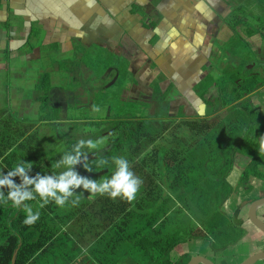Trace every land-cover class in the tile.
Here are the masks:
<instances>
[{"label": "crops", "instance_id": "1", "mask_svg": "<svg viewBox=\"0 0 264 264\" xmlns=\"http://www.w3.org/2000/svg\"><path fill=\"white\" fill-rule=\"evenodd\" d=\"M233 2L32 0L33 7L25 9V0H12L10 7L7 5L5 7L3 5L5 3L0 0V72L9 70L10 58L14 60L18 54L28 59L30 53H36V59H28L34 61L41 60L43 53L44 56L53 55L52 59L71 53L74 56L78 54L81 58L82 55L87 56L89 51H93L94 55L112 59L107 67L109 68L107 73L102 77L106 82L114 81L112 84L114 86L119 73H124L122 81L116 84L115 90L118 93L116 97L113 99L106 97L104 100L101 96L95 102L92 87V84H95L93 81L95 74L89 67L81 61H76V65H70L66 70L63 65L52 62L54 69L59 71L61 69L67 76L65 79L70 86L68 89H55L60 91L64 106L58 103L57 97L53 94L52 105L56 108L58 106L60 110L59 120L51 123L52 129L43 130V135L48 139L47 144L41 149L42 156L32 164L36 165V168L39 165L47 166L49 160L51 162L55 158L53 156L60 155L65 149L61 146L62 138L71 143L105 138L98 149H83L88 153V161L104 157L109 162L108 169L89 174V179L104 178L108 170L113 171L115 168L112 158L125 157L131 165V170L142 180L140 186L142 190L139 189L135 200L145 198L149 201L157 198L167 200L169 197L172 200L171 192L167 188L169 187L167 179L174 171V159H168L166 155L162 158L160 155L155 156V150H165L167 153L170 152V155L179 153L183 160L195 134H203L201 129L199 132L193 131V125L190 123L201 125L206 121L211 122L222 111L218 89L211 86L203 99L196 89L208 75L216 80L214 76L222 74L226 68L224 64H228V58L232 57L227 51H223L225 63L216 62L221 54L220 46L227 44L233 32L227 24L228 17L233 11ZM61 13L69 23L63 19L56 20ZM11 14L13 19L9 16ZM60 23L65 26L64 30H61ZM245 39L252 42L253 37L246 35ZM255 40H259L260 43H256ZM255 40L253 42L256 48L251 47L252 51L264 61V39L262 38V42L260 39ZM11 45H15L16 49H12ZM246 64L247 70L253 69ZM251 72L257 74V71ZM88 83H92L91 86ZM212 94L216 98H212ZM80 96H84V102L80 103ZM251 99L264 122V85L251 95ZM26 101L29 107L31 102L27 99ZM139 101L145 102L146 106L143 109L138 108V111L119 107L123 103L141 107ZM94 106L99 109L96 111L98 116L96 119L92 117ZM22 108L26 110V106ZM82 108L88 109V117L84 116L85 119L74 117L73 111H81ZM125 112L134 115V118H126L130 114L126 115ZM23 114L25 113L18 114L20 119L25 118ZM116 121H135L134 123L143 121L145 129L139 132L141 140L154 137V141L137 154L138 142L135 131L131 137L132 142L131 139L127 141L126 135L108 125ZM30 151L31 148H28L26 154L30 155ZM237 154L234 157L232 171L227 177V182L233 187V194L225 200L223 206V211L228 215H232L237 206L232 204L234 201L244 198L249 205L253 200L264 197V179L251 178L245 186L238 184L241 170L249 159L245 154ZM143 157L146 161L144 164L141 161ZM80 190L90 203L97 197H103L96 195L89 199L91 194L85 192L83 188ZM243 191L247 193L242 198ZM119 199L117 198V201ZM34 201L42 202L39 198ZM40 209L42 208L38 211ZM246 209L241 213L246 214ZM256 215L264 221V205L257 209ZM244 223L246 237L254 236L255 239L257 231H254L247 221ZM70 226L71 223H68L66 228L73 230ZM262 240V238L258 240V243ZM188 248L189 243L187 247H177L173 256L182 254H187L190 258L201 256Z\"/></svg>", "mask_w": 264, "mask_h": 264}, {"label": "trees", "instance_id": "2", "mask_svg": "<svg viewBox=\"0 0 264 264\" xmlns=\"http://www.w3.org/2000/svg\"><path fill=\"white\" fill-rule=\"evenodd\" d=\"M238 12L233 10L231 14ZM240 23L227 24L235 33L234 28L242 25ZM261 26L263 28L257 33L264 38V24ZM246 29L250 36L249 28ZM239 61L245 66L246 59L240 58ZM108 65L102 63L103 68H97V71L92 68V71L95 75L102 71L99 73L101 77ZM222 74L226 78L222 75L214 80L210 75L206 76L196 89L202 99L211 86L218 89L222 111L211 122L201 125L190 123L193 131L201 129L203 134H195L183 160L179 153L170 155L165 150H155V156L162 158L166 155V158L174 159V171L167 179L172 200L170 197L167 200L163 198L164 201L145 198L128 203L103 196L90 203L83 195L80 204L75 207L69 203L61 208L50 202L39 210L40 218L31 227L23 223L26 219L23 207L15 208L11 201L7 205L0 203V264H11L13 257L14 264H187L189 255H173L177 247L191 241L207 243L215 253L240 243L246 236L240 207L236 206L233 214L228 215L223 211V204L233 194L227 177L237 153L245 154L249 159L239 175V185L248 184L251 178L264 179V155L259 151L264 122L251 99V95L264 85V80L252 72L240 75L223 70ZM123 77L124 73H119L115 84H119ZM46 80L49 81L48 74L42 76L41 82ZM226 82L231 85L230 88L225 87ZM40 88L35 89L40 94L43 92L42 96L32 100L38 103L35 120L20 119L17 112L7 107L0 108V175H6L18 162L32 163L39 159L41 149L48 140L43 130L52 129L51 123L59 120V108L49 107L50 89ZM133 116L130 114L126 118L133 119ZM134 122L116 121L112 127L126 135L127 141L135 131L139 154L154 141V137L141 140L139 132L145 129V123ZM76 143L62 138L61 146L65 149L60 155L53 156L55 158L51 155L53 160H49L47 166L36 168L32 164L30 177L38 173L53 175L62 172V168L54 169L53 165ZM28 148H31L30 155L26 154ZM141 161L146 163L144 157ZM88 163L93 172H86L80 165L77 171L81 175L88 174L89 177V174L108 169L107 166L96 167V159ZM111 173L112 170H108L104 177L110 178ZM15 182L20 183L19 177L15 178ZM3 191L7 196L8 189ZM80 193V189L76 190L77 195ZM73 199L70 198V201ZM26 203L34 213L38 211L40 203ZM244 216L247 219L245 213ZM68 223L73 230L66 228Z\"/></svg>", "mask_w": 264, "mask_h": 264}, {"label": "rangeland", "instance_id": "3", "mask_svg": "<svg viewBox=\"0 0 264 264\" xmlns=\"http://www.w3.org/2000/svg\"><path fill=\"white\" fill-rule=\"evenodd\" d=\"M2 2L5 3L3 4L5 7L7 6L10 7L11 5L10 3H12V0L10 1V3H8L9 0H2ZM29 6L33 7L32 0H25V9ZM232 10H239V12L232 13L228 17L229 22L231 23V25H236L238 22L241 21L240 24L242 25L235 26L234 29L237 33L232 32L230 39L227 41V43L229 44L220 46L221 54L217 57L216 62L225 63L224 61L225 55L223 51H227L232 57L231 59L228 58L227 60L228 64H224V66L226 67L224 70H226L230 74L239 73L240 75H243V74L246 75L248 72L257 71V75H258L257 77L259 79L264 80V61H261L258 55L252 51V48L253 49L256 48V45L254 44L253 40L260 39L262 42V38L260 37V34L258 35L257 31L258 29H262L263 26L261 25L264 24V0H234ZM9 16L13 19V14ZM62 19L64 20V22L69 23V20L65 19L62 13L56 17V20H62ZM64 28L65 26L61 24V30H64ZM246 28H249L248 31H250L251 33L250 36L253 37L252 42L248 41V39H245L246 35L249 36ZM242 35H245V36H242ZM243 40H244V43H243ZM255 42L258 44L260 43L259 40H255ZM252 43L254 46H252ZM11 46H12L11 47L12 49H16L15 45H11ZM230 48L233 50L230 51ZM43 54H42L41 60H34V61H31L28 59H36L35 58L36 53H30L28 56L29 57L28 59L21 57V54H18L17 58L15 57L14 60L10 58L9 70H7L6 72H0V108L7 107L8 110L10 108V110H12L13 112H17L19 115L20 114L22 115V113H25L23 114V116H25L27 119L35 120L38 116L37 114L38 103L37 102L32 103L31 100L33 97L42 96L43 94V92L40 94L39 91L35 89L37 87L39 88L41 87L40 89L42 88L50 89V92H49L50 99L48 102L49 107H53L52 105V103L54 102L53 94H54V97H57L58 103L64 106V99L62 98L60 91L55 90V89L57 88L58 89H68L70 84L67 82L68 81L66 80L67 76L62 72L61 69L59 71V70H56V68L54 69L52 67L54 62H56V64L63 65L64 67H66L65 68L66 70L67 68H69L70 65H76L77 64L76 61L78 62L81 61L84 65L89 67L91 70L92 68L94 70L98 68L99 70L100 68H103L102 63L103 65H106V64H109L112 60V59L104 57L103 55H94L95 53L93 51L92 52L89 51L87 53V56L82 55L81 58L78 57V54H75L74 56L73 53L66 54L65 56L53 58V59H52L53 55L49 54V55L44 56ZM240 58L246 59L248 62L246 66L247 65L252 66L253 69L247 70L245 66L240 64V61H239ZM120 64L122 65V63ZM72 68L77 70V68L75 67H72ZM108 69L109 68H107V70L103 72L101 77L99 76V73H102V71H99L98 75H95V79L93 80L95 84L88 83V85L90 86L91 84L93 85L92 87L94 89L93 95H94L95 102L99 100L98 98H100V96H103V98L106 96L108 98L113 99L118 94L116 92L117 90H115L116 84L114 86L112 85L113 87L112 86L107 87L110 81L106 82L105 79L102 78L107 73ZM44 74H48L49 76L48 82L47 80L44 82H41V78ZM222 75L224 76V78H226L224 74H221L220 76ZM220 76H214V77L219 79ZM225 87L230 88L231 85H229L226 82ZM47 91L48 90H46L45 92ZM211 96L212 98L214 97L213 94ZM79 98H80L79 99L80 103L85 101L84 96H80ZM26 99L31 102V105H29V107H28V101H26ZM138 104H140L141 107L136 106V105L131 106L126 103L120 104L119 107H122L123 109H130L131 111L136 109V111H138V108L143 109L146 106V103L142 101L141 102L139 101ZM24 106H26V110L25 108H22ZM254 107L256 108L255 105ZM84 109L85 108H82L81 111L79 110H75V112L73 111L74 117L77 116L79 119L84 118V116L88 117L89 111L88 109L87 110L85 109V113H86L85 114ZM75 113L76 114L78 113V115H76ZM92 117H94V119L98 117L96 114V111H93ZM108 125L112 126L113 123L112 124L110 123ZM66 126L69 127L70 125H66ZM41 130H43V128L40 129V132ZM87 132H89V130H87ZM97 139H100V138H97ZM103 139L105 141V138ZM239 189L242 190V188H239ZM242 193H244L242 196L243 198L247 192L243 191ZM243 199H239L238 201L236 200L232 203L234 205L236 204L237 206H239L241 212H244V209H246V207L248 206L247 200H243ZM241 217L244 218V222L247 221L248 222L247 224H250L249 221L245 219V216L243 213H241ZM252 228H254V231H257V233L255 234L256 238L254 239V236L252 238L245 236L244 239L240 241V243L232 247V249L230 248L231 249L230 252L224 253L227 250L224 252H221V254L214 252V254H216L217 256L216 257L210 256L208 255V252H207V249H209L207 243L198 244L199 247L197 248V250H191V251H193L195 254L198 253L201 256L213 257L212 260H214L217 264H239L245 259H247V257H249L250 255H253L256 252L264 250L263 234L259 232L253 225H252ZM261 238L263 239L262 240L263 242L261 241L258 243V240H260ZM184 247H187V244ZM188 249H190V247ZM263 263L264 261L258 262V264H263Z\"/></svg>", "mask_w": 264, "mask_h": 264}, {"label": "clouds", "instance_id": "4", "mask_svg": "<svg viewBox=\"0 0 264 264\" xmlns=\"http://www.w3.org/2000/svg\"><path fill=\"white\" fill-rule=\"evenodd\" d=\"M93 111H99L94 106ZM104 143V139L100 138L95 141L80 140L71 149L65 152L59 161L54 165V169L64 168L65 170L53 175L36 174L30 177L33 165L32 163L18 162L7 174L0 175V203L5 205L11 201L15 208L23 207L26 213V219L23 223L26 226H34L40 218V212H33L32 207L26 203L39 198L42 201L39 208H43L50 202H55L58 207H65L69 203L71 206H78L83 197V193L76 194V190L83 188L85 192L90 193L89 199L99 196H107L112 200L120 198L132 203L139 192L142 180L131 170V165L125 157H113L112 163L115 165L110 178L104 177L100 180L89 179L87 176L81 175L76 169L78 165H82L83 169L92 173L93 168L88 163V153L83 151L96 150ZM260 154L264 155V136L259 140ZM109 164L104 157L96 159V167H104ZM19 177L20 183L15 182V178ZM7 188L8 193L5 196L3 189ZM74 197L70 201V198Z\"/></svg>", "mask_w": 264, "mask_h": 264}, {"label": "water", "instance_id": "5", "mask_svg": "<svg viewBox=\"0 0 264 264\" xmlns=\"http://www.w3.org/2000/svg\"><path fill=\"white\" fill-rule=\"evenodd\" d=\"M116 79V78H115ZM114 79V80H115ZM114 81L109 83V86L113 84ZM264 205V197L253 200L249 203L246 209V217L251 225H253L259 232L264 235V221L257 217L256 211L258 208ZM14 257L12 258L11 264H14ZM259 261H264V251L257 252L253 255H250L239 264H256ZM187 264H217L214 260L208 259L201 256H193L189 259Z\"/></svg>", "mask_w": 264, "mask_h": 264}, {"label": "flooded vegetation", "instance_id": "6", "mask_svg": "<svg viewBox=\"0 0 264 264\" xmlns=\"http://www.w3.org/2000/svg\"><path fill=\"white\" fill-rule=\"evenodd\" d=\"M263 237H264V235H263ZM198 244H200L199 241H192V242H190V243H189L190 250H197V248L199 247ZM231 249H232V248H231ZM231 249L227 250V251L224 252V253L230 252ZM207 252H208V255H210V256H215V254H214L213 252H211V250L207 249ZM216 256H217V255H216ZM259 262H260V261H259ZM261 262H262V261H261ZM256 264H258V263H256ZM263 264H264V263H263Z\"/></svg>", "mask_w": 264, "mask_h": 264}]
</instances>
